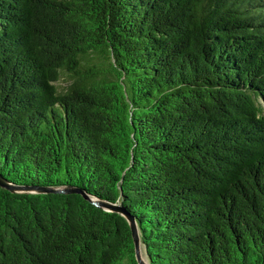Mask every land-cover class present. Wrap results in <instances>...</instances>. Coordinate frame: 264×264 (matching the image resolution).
<instances>
[{
  "label": "trees",
  "instance_id": "1",
  "mask_svg": "<svg viewBox=\"0 0 264 264\" xmlns=\"http://www.w3.org/2000/svg\"><path fill=\"white\" fill-rule=\"evenodd\" d=\"M0 174L148 264H264V0H0ZM0 264L138 262L0 187Z\"/></svg>",
  "mask_w": 264,
  "mask_h": 264
},
{
  "label": "water",
  "instance_id": "2",
  "mask_svg": "<svg viewBox=\"0 0 264 264\" xmlns=\"http://www.w3.org/2000/svg\"><path fill=\"white\" fill-rule=\"evenodd\" d=\"M0 187L7 189L10 192H58V193H71V192H78L80 193L84 199L90 201L92 204L102 207L106 210L115 211L119 214H121L125 220L127 221L131 237L134 245V252H135V258L138 262V264H148V262H145L141 257V246L142 243L140 241L139 231L138 227L135 221V218L133 215L128 213L126 209L117 203H109L104 202L100 200H95L91 197H89L87 194L79 190L78 188H72V187H47V186H19L15 185L8 180H6L1 174H0Z\"/></svg>",
  "mask_w": 264,
  "mask_h": 264
},
{
  "label": "rangeland",
  "instance_id": "3",
  "mask_svg": "<svg viewBox=\"0 0 264 264\" xmlns=\"http://www.w3.org/2000/svg\"><path fill=\"white\" fill-rule=\"evenodd\" d=\"M141 257L142 259L147 262V259H146V255H145V252H144V248H143V245L141 246Z\"/></svg>",
  "mask_w": 264,
  "mask_h": 264
}]
</instances>
